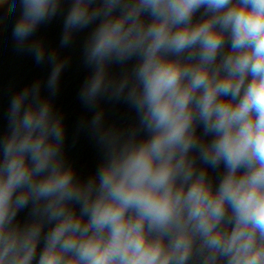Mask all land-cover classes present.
I'll return each instance as SVG.
<instances>
[{"label": "clouds", "instance_id": "1", "mask_svg": "<svg viewBox=\"0 0 264 264\" xmlns=\"http://www.w3.org/2000/svg\"><path fill=\"white\" fill-rule=\"evenodd\" d=\"M61 2L20 0L18 50ZM93 24L80 98L103 159L79 176L41 83L17 92L0 136V264H264V0H72L61 46ZM27 50L53 64L54 96L67 61ZM102 98L137 122L106 124Z\"/></svg>", "mask_w": 264, "mask_h": 264}]
</instances>
